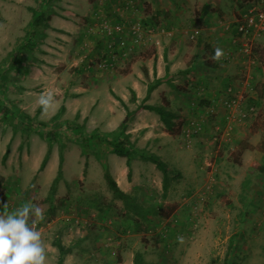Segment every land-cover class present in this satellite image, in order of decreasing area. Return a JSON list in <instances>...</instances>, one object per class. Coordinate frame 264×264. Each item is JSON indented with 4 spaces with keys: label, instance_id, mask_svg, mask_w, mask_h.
Wrapping results in <instances>:
<instances>
[{
    "label": "rangeland",
    "instance_id": "1",
    "mask_svg": "<svg viewBox=\"0 0 264 264\" xmlns=\"http://www.w3.org/2000/svg\"><path fill=\"white\" fill-rule=\"evenodd\" d=\"M251 1L212 0L208 23L165 26L153 25L143 18L145 14L150 18L152 7H156L150 0H0V102L15 104L21 92L36 122H46L44 126L35 122L29 130L39 134L46 146L26 140V150L20 148L21 151L13 146L21 136L20 130L0 122V153L9 142L8 156L12 158L6 157L7 153L2 156L0 171L12 167L16 173L11 182L3 177L0 180V213L11 212L29 201L44 209L45 218L36 228L45 244L46 264L57 262L56 239L70 248L63 264H132L136 251L142 252L144 264H223L224 260L228 264H264V169L260 168L264 167V150L248 141L237 145L232 135L225 144L220 142L218 160L213 162L211 154L219 145L212 139L216 125L228 131L222 138L236 129L238 136L248 135L247 140H264V99L257 100L255 85L251 86L264 82V67L256 59L257 53L253 54L255 61L250 62L235 52L234 58L224 60L232 59L221 67L208 58L211 49L204 47L201 56H192V50L202 47L205 39L213 49L234 51L229 36H234L236 23ZM112 2H116L114 10L126 16L121 19L122 25L107 12V4L111 7ZM41 5L50 11L44 36L35 40L32 50L16 49L28 28L30 8ZM138 7L141 9L136 12L141 15L133 19L130 12ZM103 20L112 26H124L123 32L118 31L109 42L120 45L119 49L127 53L120 57L118 53L110 68L101 67L93 51L94 40L103 34ZM143 20L146 23L144 28L140 25L141 38L135 41L131 24H143ZM193 29L199 33L190 38ZM263 44L264 32L255 40V45ZM163 48L164 56L158 57L163 64L174 54L176 66L191 59L194 63V70L180 68V72L164 74L163 87L152 97L154 103L166 101L178 115L168 129L157 113L139 112L129 118L126 130L136 123L138 129L131 133L135 146L159 155L173 169L165 196L162 173L152 162L134 158L128 166L124 157L110 152L97 138L81 141L79 133L65 127V120L75 121L82 125L83 134L89 135L94 131L108 132L103 120L119 124L126 109H134L144 99L146 84L155 77L144 74L145 64L153 58L156 62ZM80 64L84 70L76 69ZM215 75L231 77L225 88L232 84L243 94L244 111L247 110L243 120L219 118L217 106L211 99L206 101L207 91L214 86L201 82L200 76ZM98 79L102 82L94 88V94L86 93ZM116 79L112 86L110 82ZM21 84L27 87L24 93ZM225 88L222 85L218 89V103ZM131 90L135 101L130 100ZM49 91L57 107L47 114L40 108L37 113L39 96ZM104 96L109 102L102 104ZM150 97L149 94L146 102H152ZM93 99L100 104L94 105ZM220 102L218 111L223 109ZM249 106L254 107L253 114ZM186 130L193 134L188 144L184 140ZM257 131L260 132L255 135ZM48 142L50 153L40 168ZM242 146L249 150L244 155ZM60 151L61 177L50 192ZM105 168L123 191L134 195L137 204L154 209L147 219L123 209V202L106 185Z\"/></svg>",
    "mask_w": 264,
    "mask_h": 264
},
{
    "label": "trees",
    "instance_id": "2",
    "mask_svg": "<svg viewBox=\"0 0 264 264\" xmlns=\"http://www.w3.org/2000/svg\"><path fill=\"white\" fill-rule=\"evenodd\" d=\"M251 2H249V7L251 5ZM209 2V1H208ZM246 7V8H248ZM245 8V9H246ZM247 10V9H246ZM31 16L28 21V28H26V33L22 39V42L17 46L16 49H23L27 48L26 51L32 50L33 46L37 41V39H40V37L44 36V31L48 27V21L50 19V11L44 10L43 6L39 7H31ZM211 10L210 4L206 3L201 7L200 13L201 15H206L208 14ZM202 16V17H203ZM94 18V19H93ZM122 18L120 17L117 20V23L122 25L124 21L121 20ZM92 20H96L95 17H92ZM142 22V21H141ZM140 22V23H141ZM146 22L154 24H158L156 20L153 18H148ZM145 20H143V25L142 28H144V23H146ZM124 27V26H123ZM123 27L121 31L123 32ZM101 30L103 32L102 36L99 37V44L95 47L96 49L93 50L95 51V55L99 59H106L107 62L109 63H114V58H111L110 53L112 50L114 51L116 57L117 54L127 53L123 51V48L119 49V46L117 47V44H112L111 47H109V41H111L112 38H114L117 35V32L111 30L110 33L107 32V30L103 29L101 27ZM236 33V31H235ZM132 35V34H131ZM133 36V35H132ZM196 37V36H195ZM230 38V37H229ZM120 39V38H116ZM135 41L137 39L134 38ZM230 40V39H228ZM232 40V39H231ZM231 44L235 47V43L231 41ZM22 43V44H21ZM111 44V43H110ZM23 45V46H22ZM115 45L116 48L115 49ZM255 45V42H254ZM253 45L252 49V54H256L255 57L256 59L263 65L264 67V44L261 46L258 45ZM206 48L210 49V47L206 46ZM130 49V48H129ZM213 52V49H211V53ZM30 56V55H29ZM197 57V54L195 55ZM208 62H205L207 64ZM210 66H214V64ZM1 74V73H0ZM144 74L147 75V71L144 69ZM168 76V75H166ZM163 79V78H162ZM161 78L159 77H154L152 81L148 82L146 85V93L144 96V99L141 100L138 104H136L135 108L132 110L126 109L125 115L123 119L119 122L117 127L113 131H108L106 133H99L97 131L92 132L91 134L84 135L83 134V127L80 123H77L75 121H69L65 120V127L71 130L72 132H76L80 134L81 141L82 140H91L93 138H97L100 142L104 143L105 146L108 148V150L118 156L124 157L125 158V163L126 165L130 166L131 160L134 158H140L143 160H147L152 162L155 167L162 173V195L165 196L168 186L170 184V174L173 172V169L168 165L166 161H164L159 155L147 151L144 148H138L135 146L134 141L130 139L129 133H127L126 130V125L129 120V118L133 115L138 113L139 111L143 109H147L150 111H153L159 115L160 120L164 123V125L169 129L171 128L173 121L172 119L178 115L176 110H171V108H168V104L166 101L161 102V103H145V101L148 99L149 94L151 90L160 83ZM112 93V90H110ZM254 91H255V97L257 100H262L264 99V82H260L258 84H255L254 86ZM131 96L130 100L135 101V93L133 90H131ZM118 100L121 101L122 105L125 106V103L122 99H120L118 96H116ZM256 101V100H255ZM250 103L254 102L253 99L249 101ZM252 105V104H249ZM254 105V104H253ZM250 107V106H249ZM61 109V107L59 108ZM40 110V107L38 106L37 111ZM59 111L54 114L51 118L52 123H55L56 118L59 116ZM0 122L4 124H9L12 126L13 130H20L21 131V142H20V147L22 146L23 142H25L28 138L29 130H31V127H34V123L36 122L35 119H33L30 115L22 111L18 106H16L13 102H0ZM37 124H40L41 126H44L46 122L43 121H38L36 122ZM260 144V143H259ZM257 144L256 146L260 148V145ZM259 145V146H258ZM255 146V147H256ZM247 146H242L241 149L246 148ZM264 147V146H263ZM85 148V147H83ZM50 142L47 143L46 151L43 155V158L40 162L39 167H43L48 156L50 153ZM264 150V148H260ZM8 151V146L6 145V150L3 153V155H6ZM83 151V150H82ZM85 153V151H83ZM62 153L60 151L59 156H58V167H57V172L56 175L53 179V184L51 185L50 192L54 191V186L55 183L58 181V179L61 177V163H62ZM130 168L128 169L129 172ZM84 173V171H83ZM103 177L105 179L106 185L108 189L111 191L112 195L120 199L123 202V209H129L132 213H135L136 215L142 217V218H148V216L154 212V209L152 207H141L139 204H137L134 195L127 193L123 191L116 183L112 175L106 170L103 172ZM77 217H73L72 220L74 221ZM133 224L136 225L138 224L137 218L133 219ZM55 246L58 249V257H57V262L56 264H63V257L66 253L69 252L70 248L64 246L59 239H56L55 241ZM132 264H144V259H143V254L140 251L134 252L132 256ZM223 264H228L227 261L224 260Z\"/></svg>",
    "mask_w": 264,
    "mask_h": 264
},
{
    "label": "crops",
    "instance_id": "3",
    "mask_svg": "<svg viewBox=\"0 0 264 264\" xmlns=\"http://www.w3.org/2000/svg\"><path fill=\"white\" fill-rule=\"evenodd\" d=\"M112 1H116V0H112ZM152 1H154V3L156 4V7H152L153 9H154V11L152 10V13H150V15H151V18H153L154 17V19L156 20V22L158 23V24H161L162 23V25H165V26H167V25H169V24H176V25H185V24H198V25H203V24H206V23H208L209 22V20H208V18H207V15L209 14H206V15H201V13H200V10H201V7L204 5V4H206V3H211V1L212 0H203V2H198V3H196V0H192V2H188L189 0H150V3H152ZM165 1H167V3H165ZM200 1V0H199ZM209 1V2H208ZM115 3L116 2H112V6L110 7L109 5V3L107 4L108 5V9H107V12H109V14H110V16H111V18H114V20H118L120 17L121 18H125L126 19V16H124V15H122L120 12H119V10H114V5H115ZM201 5V6H200ZM200 6V7H199ZM139 8L140 7H138V9H136V10H133V11H131L130 10V8L128 9L129 11H131L130 12V15L129 16H131L133 19H135L136 17H138L139 15H141V14H139V13H137L136 11L138 10L139 11ZM141 9V8H140ZM145 13V12H144ZM127 15V14H126ZM147 14H145L144 16H143V18L144 19H148L147 18ZM203 16V17H202ZM94 19V18H93ZM95 21V20H94ZM112 21H113V19H112ZM169 23V24H168ZM214 37H216V35L214 36ZM230 38V40H231V38H232V36H229ZM95 41V46L94 47H96L98 44H99V39H96V40H94ZM232 41V40H231ZM210 42H208L206 39L204 40V42H203V46L202 47H200V46H197V48L195 49V50H192V53H193V55L192 56H195L196 54L197 55H200L201 56V54H202V52H203V48L205 47L206 48V46H208V47H210V49H213L212 48V46H210L211 44H209ZM229 46H230V44L226 47V48H229ZM119 47H120V45H119ZM204 48V49H205ZM163 51H162V53L160 54V56H157V60H156V62H155V59L153 58L151 61H150V63L149 62H147L146 64H145V70L147 71V74H154V76L155 77H159V78H161V81H160V83L158 84V85H156L152 90H151V92H150V101H152V102H146V103H154V99L155 98H152L155 94H157L158 93V89H159V87H163V85H164V80L166 79V78H163L162 79V76L165 74H167V72H169V73H176V72H180V68H184V71H186L187 69L188 70H194V63H193V61H192V59H191V61H188V62H185L184 64H183V66H176V62H178L176 59H175V54L174 55H172L170 58H169V61H167V62H165L164 64L162 63V60L161 59H158V57H163L164 56V52H165V49L163 48L162 49ZM223 51H224V53L225 52H227L228 51V49L227 50H224L223 49ZM175 53H177V52H175ZM232 53V52H231ZM211 54V53H210ZM209 54V55H210ZM238 55H239V53H238ZM242 56V55H241ZM236 57V56H235ZM230 58H234V56H233V53L230 55ZM224 60H227V58H225V55H224V57L220 60V61H218V62H214V63H218V66L219 67H221L222 65L221 64H226V62H229V61H231V60H229V61H226V62H224ZM82 66V67H81ZM77 70H84L85 69V67L83 66V64H80L79 65V67H77L76 68ZM162 71H163V74H162ZM227 72V70H224L223 71V73H226ZM189 73L190 74H192V72H190L189 71ZM189 73H187L186 75H188ZM200 80H201V82H205V83H208L209 85H213L214 86V88L213 89H211L210 88V91H207V93H208V98H207V100L206 101H209L210 99L212 100V102L214 103V105H216L217 106V115H218V113H219V118H220V116H221V119L223 118V120L225 119V113H224V111H225V109H224V106H223V109H221V111H218V105L219 104H221V102L220 101H222L221 100V98H220V101H219V103H218V89H219V87L220 86H222L223 85V87L225 88V86L230 82V80H231V77H229V76H223V78L222 77H220L219 75L217 76V75H215L214 77H212V78H210V77H208V78H206V77H204V78H202L201 76H200ZM103 79V78H102ZM196 79L198 80L199 78L198 77H196ZM205 79V80H204ZM233 79V78H232ZM223 80V81H222ZM118 81V79H116L115 81L114 80H112L110 83H112L111 85L112 86H115L116 84H114V83H116ZM96 83V85L95 86H93V87H91L90 89H87V91H86V93H89L90 91H91V93L92 94H94V91H95V89L94 88H99V84L102 82V81H100V79H98L97 81H95ZM251 83V82H250ZM93 84H94V82H93ZM252 84V83H251ZM22 85V87H23V89H22V92L24 93V92H26L27 90L25 89V88H27L26 86H25V84H21ZM136 85V84H135ZM147 85V84H146ZM225 85V86H224ZM255 84H252L251 86H254ZM77 87H75V88H72V90L71 91H73V89H76ZM134 88H135V86H134ZM107 89V88H106ZM110 89H111V87H110ZM113 90V89H112ZM145 93H146V91H145ZM21 94V92L20 93H18V95H19V100H17L16 102H15V104H16V106H18L22 111H24L25 113H27L28 115H30L33 119H35L34 118V113L33 112H31V110H29V108L27 107V109H26V106H27V103H25L26 102V100H22V96L20 95ZM107 95V94H106ZM120 95L123 97H125L126 95H122L121 93H120ZM110 97V96H109ZM217 97V98H216ZM104 98V102H102V104L103 103H105V101L106 102H109L108 101V96H104L103 97ZM215 98H216V100H215ZM100 101H98L97 99L95 100V99H93V101H92V103L95 105L96 103H97V105L98 104H100L99 103ZM245 103V100L243 101V103L241 104V106H240V109L242 108V106H243V104ZM29 104V103H28ZM101 104V106H103ZM128 104V103H127ZM104 107V106H103ZM246 107V105L244 104V107L242 108V109H244ZM150 110H147V109H143V110H141V111H139V112H144V113H147V112H149ZM40 112V111H39ZM138 112V113H139ZM38 113V112H37ZM137 114V113H136ZM38 120H45V118H37ZM136 120V119H135ZM103 122H105L104 123V126H105V130L106 131H111V130H113L115 127H116V125L118 124V123H116V124H113L112 123V121L109 119V120H103ZM128 124H129V122H128ZM136 123H134V124H130V128L129 129H127V130H125L127 133H129V135H130V139H131V137H133V135H131V133H134V131L136 130L137 131V129L138 128H136ZM135 127V128H134ZM238 130H233V131H231V133L230 134H228L225 138H221L220 139V141H218L219 142V145H218V147L216 148V150H214V151H211V154H214V157H215V159L213 160V162H215L216 160H218V148L222 145V143H220V142H223L224 144H225V142H227L228 140H231V137H232V135L235 137L234 139L236 140V144L238 145H240V144H245V141H248L251 145H257V144H259L260 145V147L261 148H264L263 146H264V140L263 141H261V142H259L260 141V139H258V140H247V137H248V135H246V138H244L245 136H243V135H241V134H239V136H238V132H237ZM20 132V134H21V131H19ZM259 132L260 131H257V133H255V135H257V134H259ZM17 134H19V133H17ZM253 135H254V133H252ZM30 135V136H29ZM253 135H251L252 137H253ZM146 139H147V136L146 135H143ZM250 136V137H251ZM242 139V140H241ZM264 139V138H263ZM28 141H31L32 143H34V144H36L37 142L39 143V146H40V144L42 143V146L43 147H45L46 146V143L43 141V139L39 136V134H37V133H30V131H29V134H28V139H27ZM20 142H21V136L19 135L18 137H17V139H16V142H15V144L13 145L14 146V149H16L17 151H21L23 148H24V150H26V141L25 142H23V144H22V146H21V150H20ZM137 142H138V140H137ZM147 143V140H145V142H144V146H145V144ZM6 145L8 146V151H7V155H6V157H8V158H10V160H12V158L11 157H9L8 156V154H9V152L11 151V149H10V144H9V142L7 143V144H5V150H6ZM225 146V145H224ZM147 147H149V145L147 146ZM2 150V149H1ZM5 150H3L4 152H5ZM244 150V152H243V154L242 155H244V153H245V151H249L248 149H243ZM253 150V149H252ZM256 150H257V148H256ZM4 152H2V153H4ZM25 152V151H24ZM3 156V154H1L0 153V161L2 160V157ZM205 160V159H204ZM207 160V159H206ZM209 161V160H208ZM1 164V163H0ZM203 164V163H202ZM204 164H206V161L204 162ZM260 168H263L264 169V167L262 166V165H260ZM19 168L17 167V170H18ZM13 171V172H12ZM15 171H14V169L12 168V167H10V168H6L5 170H3V171H0V180L2 179V177H3V179L5 178V179H7L8 181H12L13 180V177H14V175H16V173H14ZM248 182V181H247Z\"/></svg>",
    "mask_w": 264,
    "mask_h": 264
},
{
    "label": "clouds",
    "instance_id": "4",
    "mask_svg": "<svg viewBox=\"0 0 264 264\" xmlns=\"http://www.w3.org/2000/svg\"><path fill=\"white\" fill-rule=\"evenodd\" d=\"M222 48L215 47L209 59L218 62L224 57ZM37 106L47 114L57 102L52 92L42 93ZM3 207L7 209V204ZM44 209L26 202L11 212L0 213V264H46V248L36 225L44 220ZM182 239V238H178Z\"/></svg>",
    "mask_w": 264,
    "mask_h": 264
},
{
    "label": "built area",
    "instance_id": "5",
    "mask_svg": "<svg viewBox=\"0 0 264 264\" xmlns=\"http://www.w3.org/2000/svg\"><path fill=\"white\" fill-rule=\"evenodd\" d=\"M120 25V24H119ZM118 24H115V26H112L108 21L103 20L100 23V26L107 30L108 33L111 32V30L118 32L122 29L121 26ZM141 24L138 22H134L131 24L132 29V35L135 39L139 40L141 38ZM115 28V29H113ZM236 33L232 37L233 43L236 45V49L232 51L233 55L236 52L237 55L246 56L247 59L250 62H254L255 59L253 58L252 49L254 42L257 38H259L263 32H264V0H254L251 5L247 8V10L240 16L238 22L235 26ZM199 33L198 29H193L190 32V38L195 37ZM109 42V47L112 46ZM231 51L225 52V58H229L232 54ZM111 58H116V55L114 51L110 53ZM123 54H125L123 52ZM101 64V67H111L113 63L107 62L106 59H99L97 61ZM222 104L226 111L225 118L229 120V122L232 121H240L243 120L246 117V111L244 109H240L241 104L245 100L243 97V94L239 92V90L236 88V86L230 84L227 86L224 90V92L221 95ZM249 110L251 113H254V107L250 106ZM199 129L195 128V131ZM214 133L212 135V139L214 141H220V139L227 134L228 131H222L218 125L214 127ZM193 134H189V132L186 130L185 132V143L188 144L189 140ZM68 219V217H66ZM77 222V218L74 220Z\"/></svg>",
    "mask_w": 264,
    "mask_h": 264
}]
</instances>
